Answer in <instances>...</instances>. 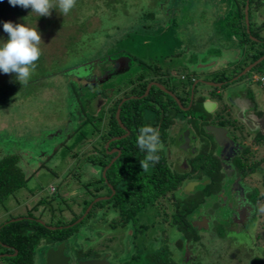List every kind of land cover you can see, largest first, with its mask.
Masks as SVG:
<instances>
[{
	"label": "rangeland",
	"instance_id": "obj_1",
	"mask_svg": "<svg viewBox=\"0 0 264 264\" xmlns=\"http://www.w3.org/2000/svg\"><path fill=\"white\" fill-rule=\"evenodd\" d=\"M84 1L82 8L80 7L82 10L73 11L72 16L51 14L56 17L44 18L42 22L34 19L30 24L24 23L28 27H36L41 34L42 55L39 59L43 64L41 66L46 67L49 72L59 73L56 72L39 83L28 84L25 86L26 94L15 95L10 101L0 105V140L4 144L3 151L5 153L16 151L15 154L19 158L18 166L27 178L23 188L0 204V223L9 216L21 215L31 210L40 197L50 200V206L55 208L58 205L59 194L65 192V189H62L65 187L63 181L66 179L68 168L73 167V164H70L71 152L88 153L94 150L96 140L94 135L89 136L88 124L77 128V124L74 123L75 106L72 102L76 96L73 95L75 93L72 89V80L63 74L66 68L96 62L107 52L120 49L138 59L142 66V69L135 67L123 77H118L116 81L121 85L126 77L147 76L149 68L151 70L158 68L159 74L170 69L171 76L183 73L187 75L193 68L189 67L191 62L196 64L200 59L203 62L214 58L219 63L215 69H227L231 66L229 62L232 61L233 55L226 52L230 50L231 53L235 48L232 53L240 56L238 35L234 31L236 22L231 19L232 8L227 0H118V4L111 2L109 5L103 0ZM33 16L37 15L33 13ZM74 17L81 21L79 26L76 25ZM255 17L253 12L251 18ZM6 21L20 23L16 16H9L1 23L0 40L5 41L7 33L3 31V23ZM109 34L115 40L105 45L104 40L109 38ZM259 34L263 35L264 29H260L256 35ZM197 57L199 59L194 62ZM263 65L261 64L259 68L261 74H264ZM201 66L203 63L199 67ZM8 78L7 74L0 72V83ZM173 78L169 79V83L180 87L178 80ZM261 91L264 92V87ZM82 98L85 99V95L80 97L79 104L84 103L81 102ZM176 114L178 117L181 116L179 112ZM67 117H71L70 128L66 131L69 133L68 137L65 132L60 137L63 141L61 144L56 138L53 141L54 145L52 142L48 144L46 139H51L47 137L50 134L48 132L65 127L68 123ZM70 129L73 131L70 132ZM175 136L172 134L165 138V141L168 140L167 148L171 149L172 158L179 156V150L174 147ZM201 151L206 152L205 148ZM250 153L255 154L252 151ZM208 158L211 157L206 156L205 161L210 163ZM164 163H167L166 166L171 171H176L172 165L174 161ZM78 167L73 168L75 172L80 171ZM251 176L254 180L259 175L255 172ZM71 178L72 176L69 178V190L67 189L65 193L68 204L81 201L84 188L76 183L86 180V176L78 177L79 181L77 176L73 180ZM244 180L250 181L246 177ZM164 192L167 193V190ZM250 197L257 203L259 221L256 223V219L255 222H251L246 235L242 233L231 238L226 237L224 230L213 224L209 232L196 231L200 237L197 245L199 250L196 253L197 261L193 264H251L253 258L261 259L264 264V239L261 238L264 236V211H261L264 208V191L256 190ZM259 197L263 199L262 205H259ZM174 199L173 205H169L170 212L174 206L179 205L178 198ZM197 204L194 199L184 200L181 210H188V206ZM104 205L96 206L90 217L78 224L68 239L67 254L73 257V262L75 259H91L104 254L109 255L110 264H119L128 259L135 248L146 252L154 250L157 246L160 248L165 243L169 246L171 254L180 258L179 249L172 246L181 235L174 225L165 224L171 214L164 208L162 211L166 212H160L162 204L155 207L145 206L136 213L135 225L141 226L135 236L134 227L130 223L123 226L109 225L112 217L108 215L111 211H106L108 206ZM42 207L41 205L39 209ZM34 214L37 215L36 212ZM64 216L62 212V215L58 214L51 220L64 219ZM44 220L50 222L47 215L44 216ZM257 235L261 237L258 239ZM221 236L226 238H220ZM192 248L193 246L190 249ZM38 249L46 250V247L41 245L36 248L33 264H40L42 261ZM0 264L6 262L0 260Z\"/></svg>",
	"mask_w": 264,
	"mask_h": 264
},
{
	"label": "flooded vegetation",
	"instance_id": "obj_2",
	"mask_svg": "<svg viewBox=\"0 0 264 264\" xmlns=\"http://www.w3.org/2000/svg\"><path fill=\"white\" fill-rule=\"evenodd\" d=\"M253 5L259 11L256 14L257 20H255L256 17L251 18L252 26H261L260 29L262 27L264 29V0H254ZM260 29H254L252 31L254 34L250 35L255 38L254 43L259 50L261 49L260 45H264V34L256 35ZM237 42H239L238 39ZM232 52H226L233 55L232 61L229 60L231 66L227 69H215L219 66L216 59L211 58L201 62V59L198 60L199 55L197 54L198 62H196L203 63V66L199 67L200 64L197 65V63L191 64L189 67L193 66V68L187 75L185 73L174 76L169 74L174 77L173 79L178 80L180 87L172 85V83H168L166 87L157 80H151L146 83L142 93L139 91L143 88L146 76L126 77L121 85L116 81L118 77H123L124 74L136 67L135 58L124 51L108 52L102 57V62L95 65L71 68L72 75L69 77L73 81L75 89L73 92L79 97L84 94H93L97 90L103 92V95L97 92V97L90 100L89 106L93 114L99 112L102 107L106 112L116 103L114 120L121 133L109 137L106 142L101 144L105 154L110 156L107 158V164L102 169L97 167V164H100L104 159L102 156L92 157L87 163L88 171L94 179L99 176L104 178L107 187L111 190L109 196L112 194V186L105 179V170L120 155L119 149L110 144L115 140H123L124 144H127L132 138H137L139 131L130 127L129 121H133L134 116L142 112L146 106V110H149L145 113L148 119L146 120L147 126L156 128L162 137L160 151L163 154V164L169 172V178L173 184L165 193L166 200L157 199V206L162 204V208L166 209L168 205L171 210L169 205H173L174 197H177L179 205L174 206L173 211L175 209L183 211L188 218L189 225L194 230L209 232L213 224L223 229L228 238L242 233L246 235L251 222H255L256 219V223L259 221L256 210L257 203L252 201L250 196L256 190L264 191V152H261L264 150V101H262L264 92L261 91L264 85H261L256 79L258 75H261L259 68H261V64H264V59L244 73L247 66L253 64L261 56L251 60L253 52L251 49L245 50L243 46L240 56ZM200 56L202 57V55ZM244 61L247 63L244 64ZM202 68L203 70H198ZM103 75H105V79L101 84L98 77ZM148 85L149 88L146 92ZM157 85H160L162 89ZM116 86H120V88L117 89ZM152 86L157 87L163 93L159 98L153 97L155 96L154 91L148 96ZM165 95L169 96L172 102L168 101ZM120 106H123L121 115L123 119H119ZM177 112L181 113V116L178 117ZM69 120L70 117H67V121ZM166 120L168 123L163 126V122ZM208 127L223 131V136L230 140L231 146L218 145L214 140V134L208 130ZM232 130L235 132L234 134ZM109 132L110 130L106 133ZM172 134L176 135L174 147L179 150V156L175 158L171 157V149L167 148L168 140L165 141V138L167 139V136H172ZM94 137L96 140L94 150L88 152L93 156L98 154L97 151L100 148L98 146L100 137L97 135ZM203 148L206 152L201 151ZM112 154L115 155L111 156ZM206 156L211 157L208 158L210 163L205 161ZM170 160L174 161L172 165L176 171H171L166 166L167 163H164V161ZM255 172H258L259 176L252 180L251 175ZM244 177L249 178L250 181L245 182ZM189 199L196 201L198 199L199 202L195 206H188V212L181 210L182 201ZM258 199L259 205H262V197ZM109 222V225H112V222ZM204 226H207L206 229ZM226 237L221 236L220 238ZM62 242L65 243V241ZM60 243L48 246L46 250L38 249L42 260L40 264H45L47 249H56ZM64 246L63 254L69 258L67 264L81 261L75 259L73 262V257L67 254L68 246L66 244ZM185 246L188 250L186 259ZM172 247H176L175 242ZM194 257L195 254L189 249L188 242L184 241L180 261L188 263ZM102 258L109 262V255L105 256L104 254L91 259Z\"/></svg>",
	"mask_w": 264,
	"mask_h": 264
},
{
	"label": "trees",
	"instance_id": "obj_3",
	"mask_svg": "<svg viewBox=\"0 0 264 264\" xmlns=\"http://www.w3.org/2000/svg\"><path fill=\"white\" fill-rule=\"evenodd\" d=\"M103 1H105L107 5H109L111 2L114 4L119 3L118 0ZM84 2V0H77L75 8H73L68 15L72 16L71 14L73 13V11H81V6ZM227 2L232 8L231 14H233V16L231 19L233 22H236L235 24L233 23L235 25L234 31H236L239 38L237 36L236 37L238 39L241 38L240 43L245 48V50L251 49V52H253V57L251 60L257 59L258 57L264 54V45H260L261 49L259 50L257 49L256 43L252 42L248 38L243 19V9L245 6V0H227ZM248 2V29L250 31V35H253L254 33L252 31L254 29H257L256 26H252L253 23L251 22V12H255V6H253L254 0H248ZM52 12V15L59 14L58 11H56L55 9H53ZM9 16H16V18L19 19L20 23L27 24L32 23L34 19H37L38 21L42 22L44 21L42 20L44 18L56 17L33 16V13H31L30 8L24 9L20 6L13 7L8 3V0H0V25ZM74 18L76 21V25L78 24L79 26V24H81V21H79L76 17ZM82 24L84 23L82 22ZM82 26L84 27V25ZM114 40L115 39L113 37H110L109 34V38H106L104 40L105 45L106 43L114 42ZM115 51H120V49H117ZM103 54H101V56H103ZM135 60L136 67H140L139 69H142L140 61L136 58ZM193 61L196 62L197 59H194ZM192 63L193 62L189 63V65H191ZM243 63L245 64L247 63V61H244ZM41 65L43 64L39 60L29 82L26 85H21L19 82H17L14 74H7V78L8 76L9 78L5 80V82L0 83V105L10 101L15 95L18 96L20 94H26L25 86H27L28 84L39 83L45 78H48L50 75H55L56 72H58H49L46 67H42ZM71 68L72 67L66 68L63 71V74H66L68 77L69 74L72 75ZM152 69L153 70H151V68L148 69L149 72L145 78L146 81L143 82V88H141V90L139 91L140 93L143 92L146 83L151 80H157L158 82H160V84L167 87L169 79L171 77L169 75L170 69L162 71L160 72V74L158 73V68ZM139 76L140 75H138V77ZM72 89H74V87ZM152 91H154L155 94V96H153L154 98H159L160 95L163 94L157 87L152 86L148 93V96L152 94ZM97 92L98 90L93 94H84L86 98H82L81 102H84L82 104H79L80 102H78L80 100L77 99L80 98L79 95H77L76 93L73 94L74 96L77 95V97H75L74 102H72V105L75 106L73 120L74 123L77 124V128L80 126L84 127L88 124L87 130L88 132L90 131L89 136L97 135L100 137L98 144L100 148H98L97 151L98 154L93 156L92 153H79L78 151L71 152L70 164H73V167L68 168V171L66 173V179L63 181L65 187L62 190L65 189V192L61 190L62 193L61 195L59 194L58 205L55 208H53L52 205L50 206V200L48 201L40 197V199L36 202V204L32 207L31 210L21 215L9 216L5 219L4 222L0 223V254H5L0 257V260L5 261L6 264H33L35 250L41 245L48 247L54 246L62 241H65V244L67 246L68 239L73 235L74 230L77 228V225L81 224L85 219L90 217L93 212V209L96 206L102 207L103 204L108 206V210L106 211H111L109 213L112 218L109 221H111L112 224H117V226H123L127 223H130L134 227L135 236L139 232V226H141L135 225L136 213L139 210H143L145 206L155 207L157 205L156 202L158 198L160 200H166L167 197H165L166 195L164 191L171 188L173 184L170 182L171 180L169 179V172L166 170V167L163 164L164 159L163 154H161V151H159L158 153L160 156L159 162L156 163L154 166H150L147 171H143L140 166V160L144 158L145 153L141 152L138 148L136 143L137 138H132L130 143L127 144H124L123 140H115L110 145L117 147L120 151V155L109 166V168L105 170V179L107 180V183L112 186L113 194L107 200H102L94 203L87 212V214L82 217L79 222L74 223L83 215L88 205L96 197L109 196L111 193V190L107 187L104 178L99 176L98 178L94 179L87 168V163L91 160L92 157L102 156L104 158L100 162V164H97V167L99 169H102L107 164V158L110 156L105 154V150L104 148H102L101 144L106 142L109 137L119 135L121 133L119 126L114 120V111L116 109V103L112 107H110V109H108L106 112L102 107L96 114L92 113L89 103L91 99L97 97ZM98 93L103 95L102 91ZM165 97L168 99V101L170 100L172 102V99L169 96L165 95ZM101 98L103 99V96H101ZM119 108V119H123L121 116L123 106H120ZM146 111L149 110H146V106H144L142 112H139L138 115L134 116L133 121H129L130 127L138 129L139 131L142 126H147L148 124L146 120L148 119L145 115ZM167 123V120L163 122V126ZM109 130L110 132L107 134L106 132ZM68 134L69 133H66V137H68ZM55 138L56 137L46 139V141L48 142V144H51V142L53 143ZM160 140L162 141L161 136ZM1 142L2 140H0V204H2L5 199L13 195L16 191L23 188L27 182V178L24 172H22L20 167L18 166L19 158L15 154L16 151L12 153H5L3 151L4 144ZM19 142L22 143V141ZM52 145H54V143ZM113 155L115 154H112L111 156ZM76 166H79L78 169L80 171L75 172L73 168ZM83 175L86 176V180L83 179L79 181L78 177H82ZM70 176H72L71 180H73V178L77 176L79 182H77L76 180H74V182H77V185L80 184L79 186L83 187L84 190L81 195V201L79 200L77 203L68 204L66 202L67 198L65 196V193L67 189L69 190L68 185H70ZM175 180L177 181V179ZM55 191L56 189L54 188L53 192ZM199 199L201 200V198ZM197 202H199L198 199ZM41 205L43 207L39 209ZM80 205H82V207H80ZM162 209V207L161 209H159L162 213H165V210H168L169 212L171 211L168 208L164 210L165 212H163ZM34 212H36L37 215H35ZM62 212H64L65 215L64 219L51 220L52 217H55L58 214L62 215ZM170 214V219H168L166 224L168 223L170 225H174L176 230L181 235L180 238L175 241V246L177 249H179L180 254L183 249L184 241L188 242L189 249L191 248V246H193L192 250H190L191 252H194L195 257L189 262V264H193L197 261L196 253L199 250L197 248V245H199L198 233L189 225L188 218L185 216V213L183 211L175 209V211L172 210ZM45 215H47L48 220H50V222H45ZM67 215L68 218H66ZM11 219L14 220L11 221ZM38 220L42 221L43 224L39 223ZM47 226H53L55 228L48 229ZM57 227L61 228L58 229ZM260 237V235H257L258 239ZM261 238L264 239V236H262ZM168 248L169 246H167L166 243L160 248H158L157 246L156 248H154V250L146 252H142L141 249L135 248L131 255L128 257V259L120 262L119 264H185L180 261L179 257H174L168 250ZM251 261V264H263V262H261L262 260L259 258H253L251 259Z\"/></svg>",
	"mask_w": 264,
	"mask_h": 264
},
{
	"label": "clouds",
	"instance_id": "obj_4",
	"mask_svg": "<svg viewBox=\"0 0 264 264\" xmlns=\"http://www.w3.org/2000/svg\"><path fill=\"white\" fill-rule=\"evenodd\" d=\"M8 3L13 7L20 6L24 9L30 8L31 13H35L38 17H49L51 16L53 9L58 11V13L61 14L62 16L68 15L72 11V9L75 8L77 0H8ZM248 9H247V19H248ZM254 9H255L254 13L256 15L259 9L255 7ZM243 14H244V9H243ZM244 26H245V21H244ZM248 27H249V19H248ZM248 27H246V33L248 34V38L252 42H254L255 38L250 36V31ZM3 31L7 33V40L6 41L0 40V72L9 75L14 74L17 82H19L21 85H26L29 82L37 66V62L39 61L42 55V50L40 48V45L42 43L41 34L36 27L35 28L28 27L24 23L14 24L11 21H6L3 23ZM238 41H239L237 42L238 48L241 49L242 45L240 43V39H238ZM261 57H263L264 59V54ZM256 79L261 85H264V74L258 75ZM70 123H71V117L65 127H63L62 129L60 128L58 131L55 132L49 131L48 133L50 134L47 133L48 134L47 137L54 136L59 139L58 143L63 142L60 139V137L70 128L69 125ZM70 132H72V129H70ZM136 143L140 151L145 153L144 158L140 160V166L143 171H147L150 166H154L156 163L159 162L160 159L158 153L160 151L161 141L158 130L152 126H142L139 129V134L137 136ZM112 194H113V188H112ZM100 197H107V199H109L110 196H100ZM261 211H264V208H262ZM108 216H111L110 213ZM113 225H117V224H113ZM186 250L187 249L185 246V253H187L185 259L188 257V250L187 252Z\"/></svg>",
	"mask_w": 264,
	"mask_h": 264
},
{
	"label": "water",
	"instance_id": "obj_5",
	"mask_svg": "<svg viewBox=\"0 0 264 264\" xmlns=\"http://www.w3.org/2000/svg\"><path fill=\"white\" fill-rule=\"evenodd\" d=\"M247 9H248V0L245 1V7H244V21H245V26L248 27V19H247ZM127 59V58H126ZM263 59V57L259 58L257 61H255L253 64H251L250 66H247V68L243 71L244 73L246 71H248L253 65L257 64L258 62H260L261 60ZM101 59H99L98 61H94V62H88L86 64H82V65H79V68H81L82 66H86V65H89V64H98L99 62H102V60L100 61ZM117 63V62H116ZM115 63V64H116ZM114 64V65H115ZM105 75L101 76V77H98V80L101 81L100 83H103V80L105 79L104 77ZM157 87H159L160 89H162V87L160 85H157ZM148 88H149V85L147 86L146 88V92L148 91ZM145 92V93H146ZM118 112V110H117ZM116 112V113H117ZM245 123V122H244ZM245 127H246V123H245ZM208 130L212 132L213 137H214V140L215 142L218 144V145H225V146H231V142L229 139L225 138L223 136V131H221L220 129L218 128H214V127H208ZM55 135V134H53ZM225 138V139H224ZM228 144V145H226ZM104 199H107V197H97L95 198L91 204H89L88 208H86V210L84 211V215H82L79 219H77L75 222H79L82 217H84L87 212L89 211V209L91 208L92 204L98 202V201H101V200H104ZM13 221V220H11ZM39 223L43 224V222L41 221H38ZM74 222V223H75ZM73 223V224H74ZM205 229L207 226H204ZM48 229H54L55 227H50V226H47ZM4 246V245H3ZM64 243H60L56 249H52V248H49L47 249L46 253H45V264H67L68 263V260L69 258L67 256H65L63 254V250H64ZM187 252V250H186ZM185 256H187V253H185ZM1 257V256H0ZM75 264H109L104 258L102 259H87V260H81V261H78L76 262Z\"/></svg>",
	"mask_w": 264,
	"mask_h": 264
}]
</instances>
